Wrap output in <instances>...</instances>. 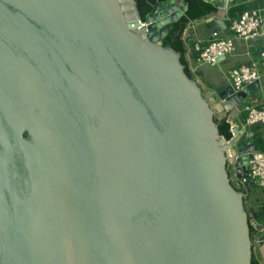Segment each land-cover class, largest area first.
Listing matches in <instances>:
<instances>
[{
    "label": "water",
    "instance_id": "obj_1",
    "mask_svg": "<svg viewBox=\"0 0 264 264\" xmlns=\"http://www.w3.org/2000/svg\"><path fill=\"white\" fill-rule=\"evenodd\" d=\"M187 10L158 1L143 20L136 0H0V264H251L227 153L247 177L253 133L235 126L228 142L162 44ZM259 85L219 90L236 109L223 119Z\"/></svg>",
    "mask_w": 264,
    "mask_h": 264
},
{
    "label": "crops",
    "instance_id": "obj_2",
    "mask_svg": "<svg viewBox=\"0 0 264 264\" xmlns=\"http://www.w3.org/2000/svg\"><path fill=\"white\" fill-rule=\"evenodd\" d=\"M187 3V1L185 0ZM237 0H228V8L226 10L218 9L216 6L219 4L218 1L215 2H208L212 3V5L217 9L216 12L211 13L209 15H204L203 17H198L195 19H189V22H187V25L183 29L182 38L186 41L187 45V60L189 64L193 67L194 74L196 76L197 82L200 84L204 96L211 102V104L218 110L221 111V118H218L219 120L224 118L225 114L236 111V109L233 110L230 105L227 104V107H225L226 104H223L222 98H220L221 95H226V89L227 87H230V80L228 78L229 71L238 68L242 65L249 64L251 62H258L260 64L261 58L260 54L264 51V0H244L240 1V3H243L247 7V10H258L261 14L262 18V35L254 40H242L237 39L236 41V49L235 52L228 56L227 58L221 60V62L216 66L211 67H219V71L223 73V77L221 78V81H215L214 78L209 74L206 73V76L202 74V71L204 70V67L206 65H198L197 59L194 58L196 56V51L193 49L196 43H201L203 46L208 45V43L212 40V34L214 31H218L221 34V37H233V33L231 32V29L227 31V13L229 8L234 4L237 3ZM187 16V12L185 13L184 17ZM219 21H224L226 28L224 29ZM204 66V67H202ZM225 70V71H222ZM202 70V71H201ZM261 71V78H260V85L257 89H255L248 97L247 100L253 99L255 101H258L255 103L254 106L264 109V69L262 66H260ZM220 90V91H219ZM220 92V94L218 93ZM261 91V92H260ZM261 95V100H260ZM261 102V103H260ZM230 108V109H229ZM238 110L234 120L233 124L238 126L239 129H241L244 132H251L252 129L245 128L244 123L237 121L241 115V110ZM229 110V111H228ZM233 114H228L229 117H231ZM262 133L264 137V126ZM234 137V134H233ZM261 204L258 206V208L261 206H264V195L261 198ZM262 229L264 231V226H262ZM255 251V252H254ZM253 254L255 255L257 261L259 264H264V241L262 242H256L254 246Z\"/></svg>",
    "mask_w": 264,
    "mask_h": 264
},
{
    "label": "built area",
    "instance_id": "obj_3",
    "mask_svg": "<svg viewBox=\"0 0 264 264\" xmlns=\"http://www.w3.org/2000/svg\"><path fill=\"white\" fill-rule=\"evenodd\" d=\"M142 24L146 26L145 23ZM230 29L233 33V37L224 38L221 37L220 32L214 31L212 40L208 45L203 46L200 42L195 44L194 49L199 52L197 58L198 65L216 66L223 60L222 58L225 59L235 52V40H254L259 38L262 35V18L260 12L258 10H247L240 17L232 21ZM260 58V64L258 62H251L229 71L228 78L233 89V93L230 95L231 97L244 91L247 86L260 81V66L264 69V51L260 54ZM227 100V98H223L222 102H226ZM238 105L237 103L234 107H238ZM241 108V110L247 114L244 122L245 128H250V126H264V109L247 103ZM230 123L233 133V129L236 125L233 124V121H230ZM237 159L238 155L236 153H232L231 151L227 153V164L232 184L237 189H241L245 192L248 178H251L257 183L260 189L264 190V153L257 151L253 152L252 158L249 160L247 166L249 171L247 177L239 178L236 167ZM260 232L264 234L263 229H261ZM260 238L257 240L258 242L261 241Z\"/></svg>",
    "mask_w": 264,
    "mask_h": 264
},
{
    "label": "trees",
    "instance_id": "obj_4",
    "mask_svg": "<svg viewBox=\"0 0 264 264\" xmlns=\"http://www.w3.org/2000/svg\"><path fill=\"white\" fill-rule=\"evenodd\" d=\"M158 1L159 0H136L140 16L142 17L143 20L152 11L154 4H156ZM160 1H164V0H160ZM186 1L188 3L187 16L182 17L179 20V22L173 24V28L169 31L168 35L162 40V44L165 47L170 46L175 51L180 53L181 63L185 66L186 74L190 78H196L195 74L192 73V70L190 69V64L187 60V45H186V41L183 40L182 38L183 29L187 25V22H189V19H195L198 17H203L204 15H209L211 13L216 12L217 9L212 5V3L205 2L204 0H186ZM237 1H238L237 3H234L229 8L228 13H227V21H226L227 31L230 30L232 21H234L235 19L240 17L244 12L247 11V7L243 5V3H240V1H244V0H237ZM198 56H199V52L196 51V56L194 58L197 59ZM247 104H249L248 101H247ZM246 117H247V114L241 111V115L239 119H237V121L244 123ZM216 122L219 124L220 134L227 141H230L233 138V133L231 132V125L227 122L226 119H223V120L217 119ZM262 130H263L262 126H258L251 130V132L253 133V143L255 145V150L257 152H264V137H263ZM227 169L229 173L228 164H227ZM254 183L252 185H254ZM252 185H250V190L249 188H246L245 196L247 198H245L244 201H245V206H247L246 209L249 214L250 236H251V240L254 242L255 239L258 240L263 235V233L260 232V230L262 229V226H264V206L262 207L260 206L259 207L260 209L256 211H252L250 204H248L247 202L248 195L251 192ZM240 190L241 189H239V191ZM261 190L264 192L263 189ZM252 219L254 220L255 225L251 223ZM251 264H259L254 254L252 256Z\"/></svg>",
    "mask_w": 264,
    "mask_h": 264
},
{
    "label": "rangeland",
    "instance_id": "obj_5",
    "mask_svg": "<svg viewBox=\"0 0 264 264\" xmlns=\"http://www.w3.org/2000/svg\"><path fill=\"white\" fill-rule=\"evenodd\" d=\"M202 67H204V66H202ZM222 71H225V70L222 69ZM206 73H209L214 78L213 80H215V81L216 80L221 81V78L223 77V73L219 71V67L215 68V67H211V66H205L204 70L202 71V74L206 76ZM260 100H261V95H260ZM247 101L252 106H254L255 103L258 102V101H255L253 99H250V98ZM211 106H213V105L211 104ZM213 108H214V113H215L216 118H221V114H220L221 111H218L214 106H213ZM261 153H264V152H261ZM263 195H264V192L260 189V187H258V185L256 183H254V185L251 186V192L248 195V201H247L248 204H250L252 211H256V210L260 209V208H258V206L261 204V200H262L261 198ZM245 198H247V197L245 196ZM256 242H258L256 239L254 242L252 241V243H254L253 244V251H254V246H255Z\"/></svg>",
    "mask_w": 264,
    "mask_h": 264
},
{
    "label": "clouds",
    "instance_id": "obj_6",
    "mask_svg": "<svg viewBox=\"0 0 264 264\" xmlns=\"http://www.w3.org/2000/svg\"><path fill=\"white\" fill-rule=\"evenodd\" d=\"M234 134V133H233ZM229 142V141H228ZM256 151V150H255ZM248 166V165H247ZM248 169V168H247ZM229 178H230V176H229ZM232 183V182H231ZM235 187V186H234ZM236 188V187H235ZM247 188V187H246ZM237 189V188H236ZM237 190H239V189H237ZM241 191V190H240ZM242 192L245 194V192L242 190ZM254 225H255V223H253ZM264 235V234H263ZM262 235V236H263ZM261 242V241H260Z\"/></svg>",
    "mask_w": 264,
    "mask_h": 264
},
{
    "label": "flooded vegetation",
    "instance_id": "obj_7",
    "mask_svg": "<svg viewBox=\"0 0 264 264\" xmlns=\"http://www.w3.org/2000/svg\"><path fill=\"white\" fill-rule=\"evenodd\" d=\"M160 1V0H159ZM161 2V1H160Z\"/></svg>",
    "mask_w": 264,
    "mask_h": 264
}]
</instances>
